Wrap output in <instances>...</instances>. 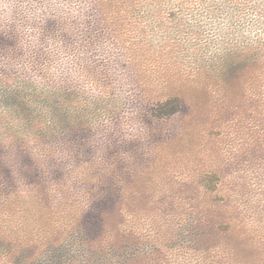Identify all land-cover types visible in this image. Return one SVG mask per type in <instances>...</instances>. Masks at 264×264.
Returning <instances> with one entry per match:
<instances>
[{
	"label": "trees",
	"instance_id": "1",
	"mask_svg": "<svg viewBox=\"0 0 264 264\" xmlns=\"http://www.w3.org/2000/svg\"><path fill=\"white\" fill-rule=\"evenodd\" d=\"M76 2L89 4L83 21L69 24L50 12L41 38L63 41L89 87L72 78L38 84L31 76L16 130H0V264H264V237L231 195H218L217 171L196 172L191 183L200 197L176 198L173 213L157 208L163 198L126 196L123 177L115 183L112 175L110 124L118 106L143 109L149 125L192 118L203 113L197 102L213 95L223 104L240 101L248 72L254 97L264 103V65L239 40L240 18L255 11L252 0ZM99 55L102 65H129L131 74L155 80L119 82L117 89L96 73ZM205 75L218 84L202 83Z\"/></svg>",
	"mask_w": 264,
	"mask_h": 264
},
{
	"label": "rangeland",
	"instance_id": "2",
	"mask_svg": "<svg viewBox=\"0 0 264 264\" xmlns=\"http://www.w3.org/2000/svg\"><path fill=\"white\" fill-rule=\"evenodd\" d=\"M252 4L255 11L250 15L244 13L240 18L239 40L246 54L248 47L254 48V55L260 58L257 65H264L261 60L264 55L261 47L264 43V0H252ZM0 32L4 31L0 29ZM211 35L206 34L209 42L214 37ZM4 36H0V130L10 127L14 131L20 116L18 103L24 101L26 104L30 100L32 75L24 67L20 38L6 33ZM200 41L202 43L204 38ZM111 52L114 56L118 54L114 48ZM102 58L100 55L96 58V73L98 76L104 74L100 79L117 89H120L119 82L155 80L151 75L139 77L131 74L129 65H110L108 62L102 65ZM14 62L18 66H14ZM243 63L250 65L247 59ZM130 66L151 71L162 65ZM177 66L207 69L218 65ZM256 73L259 75V71ZM86 74L79 73L77 78L85 90L90 84ZM248 78L249 72L246 95L236 104H223V96L213 95L208 101L197 102L203 106V113L196 112L192 118L182 115L149 125L143 109L133 113L131 103L124 108L118 106L110 124L115 161L112 175L115 183L123 177L125 195L163 198L164 206L159 204L157 208H167L173 213L178 209L176 198L200 197L198 189L191 183L196 172L217 171L220 175L218 195L223 197V193H228L236 201L238 211L246 209H243L244 215L253 219L261 241L264 237V103L254 97V79ZM199 80L210 85L219 81L214 75H205ZM119 185L115 186L116 192H119ZM172 200L173 204L169 202ZM204 200L201 198L203 203ZM219 213L223 215V206Z\"/></svg>",
	"mask_w": 264,
	"mask_h": 264
},
{
	"label": "clouds",
	"instance_id": "3",
	"mask_svg": "<svg viewBox=\"0 0 264 264\" xmlns=\"http://www.w3.org/2000/svg\"><path fill=\"white\" fill-rule=\"evenodd\" d=\"M88 9L89 4L76 0H51L47 3L40 0H0V29L20 38L19 48L23 52L25 70L38 84H42L45 78L53 81L62 78L75 80L79 77L76 55L66 49L60 39L42 40L40 25L50 12H55L69 24L82 22ZM38 55L46 58L39 65L33 63ZM14 66L18 65L14 62Z\"/></svg>",
	"mask_w": 264,
	"mask_h": 264
}]
</instances>
